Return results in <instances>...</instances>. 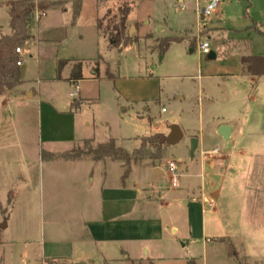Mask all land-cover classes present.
Listing matches in <instances>:
<instances>
[{"label": "rangeland", "instance_id": "374dc122", "mask_svg": "<svg viewBox=\"0 0 264 264\" xmlns=\"http://www.w3.org/2000/svg\"><path fill=\"white\" fill-rule=\"evenodd\" d=\"M49 1L57 5L46 15L36 14L35 42L20 47L19 53L26 80L21 89L35 91V97L0 103V264H23L19 254L25 241H40L44 225L49 230V218L42 213L48 170L38 166L42 147L66 152L79 142L74 147L79 152L89 147L79 139L105 142L115 138L132 153L143 137L179 125L185 134L179 143L165 145L161 153L150 146L145 150L157 168L165 169V175L151 182L150 174L155 173L151 166L148 175L139 168L132 172L138 181L149 176L152 186L172 191L168 164L175 161L183 176L197 171L199 154L192 165L190 135L205 134L213 146L214 131L228 121L232 108L226 98L236 85L248 88V83L229 74L240 70L243 56H264V0H221L206 20L199 17L196 0H183L184 10L178 7L181 0H81L76 20L73 6L77 0ZM127 5L131 7L126 30L129 43L111 47L97 23L102 22L105 33ZM9 20L7 9L0 8V34L8 30ZM169 37L179 41L162 52L160 44ZM203 41H209L216 58L201 53ZM68 59L75 66L82 62V81L65 80L70 65L59 71V63ZM97 67L100 77L95 79ZM76 85L79 97H70ZM46 138L53 140V146L43 142ZM219 147L227 151L233 143ZM250 159L258 165L257 157ZM240 169L218 178L225 187L217 206L227 215L223 220L229 224L238 254H231L225 241L213 238L220 235L215 230L207 233L213 243L203 244L201 204L195 203L191 220L187 221V210L171 216L180 229L177 233L167 222L164 244L172 259L157 264H187L191 259L197 264H264V172L256 167L250 172L243 166ZM196 181L201 184L199 178ZM5 219L7 228L1 226Z\"/></svg>", "mask_w": 264, "mask_h": 264}, {"label": "crops", "instance_id": "0c3cea01", "mask_svg": "<svg viewBox=\"0 0 264 264\" xmlns=\"http://www.w3.org/2000/svg\"><path fill=\"white\" fill-rule=\"evenodd\" d=\"M9 1L0 0V8L7 9L8 13ZM56 5L57 3H54L53 6ZM32 28L31 39L27 44L31 41L35 42ZM99 31L107 39L101 29ZM11 33L9 20L8 30L1 33L0 37ZM63 61L66 62L63 68L67 65L71 67L69 76L65 78L71 81L75 65L70 59ZM23 66L24 63L21 70ZM243 68L241 59L240 70L229 76L237 77L241 83H248L246 85L248 88L236 85L232 96L229 99L226 98V102L230 101L229 105H232V108L227 113L228 121L217 125L213 136V146L209 145L205 134L190 135L198 139V146L194 157L191 158V164H194L198 152L199 162L196 167L199 168L191 174L180 175L178 186H174L171 182L169 190L172 191L152 186L151 182H156L161 175H165V169L157 168L154 165V159L148 156L133 162L131 172L125 178L126 167L122 160L111 158L94 160L91 156L67 159L60 156L70 152L79 142L74 143L73 147L66 152L53 151V147H42L38 156V166L43 168V171L48 170L46 180L48 192L47 197L45 195L43 197L42 213L49 218V230L44 225V233L40 241H25L19 254L22 263L157 264L160 261L172 259L166 252L164 244L165 235H167L165 226L168 222L171 224L172 232L177 233L180 229L176 226L174 217L171 216L178 215L180 212L185 213L187 210V221L191 220L195 216V203L201 204L202 237L200 240L204 245L213 243V240L207 236L211 230L220 234L214 236L215 239H232L233 235L228 232L229 224L223 220V216L227 215L223 210L217 209V206L221 205L225 187L224 181H221L222 176L229 172L235 173L238 167L241 170L240 166H243L244 171L250 172L256 167L260 173L264 172V75L254 76L245 72ZM96 69L93 71L95 79L100 77L99 67ZM82 76L83 78L77 82L84 79L83 68ZM58 78L63 79L61 76ZM23 80L24 83L17 88L15 94L2 96L0 103L24 102L34 98L35 91L21 89L26 83L24 77ZM250 84H252L251 90H249ZM81 99L88 102L86 98ZM222 125H229L232 128L228 139L218 133ZM170 132L171 129L167 128L164 132L158 133H163L167 137ZM184 136L183 132V138ZM47 140L50 139L46 138L43 142L53 146V140ZM86 140H89L93 146L104 143L96 142L94 139H79L80 143ZM115 141L119 147H122L116 139ZM224 142H232L233 147L224 151L222 148L226 144L222 145V148L219 147ZM176 144L168 143V145ZM215 148L219 149V153H207ZM53 154L57 157L53 158ZM252 157H257L258 165L255 166V162L251 161ZM150 166L154 171L159 170L158 173H154V176L150 174L151 182H149V176L147 179L143 178L144 184L141 178L139 181L137 177L133 178L134 168H139L148 175ZM61 170H64L65 174H61ZM196 178L200 179L201 184L197 183ZM218 178H221L220 183ZM13 210H15V204L11 211ZM208 213L211 214L209 218L206 217ZM8 224L9 222L6 223L5 219L1 226L7 228Z\"/></svg>", "mask_w": 264, "mask_h": 264}, {"label": "trees", "instance_id": "16d2710c", "mask_svg": "<svg viewBox=\"0 0 264 264\" xmlns=\"http://www.w3.org/2000/svg\"><path fill=\"white\" fill-rule=\"evenodd\" d=\"M8 4L12 33L3 34L0 37V98L7 94H15L17 88L24 83L21 67L17 65L20 55L16 49L25 46L31 39V28L36 14L38 12L46 14L47 10L54 5V3L49 0H44L40 3H36L35 0H10ZM73 7V18L76 20L82 9L81 0L75 1ZM130 12L131 7L128 5L120 8V19L115 22L113 26L108 25V28L104 31L111 47L120 48L123 42H128L126 30L127 19ZM97 25L99 29H102L103 24L100 20ZM173 41L179 40L175 37H169L163 40L160 44V50L164 52ZM242 62L245 72L254 76L264 75V56H243ZM65 64V61L59 63V71L62 70ZM96 71H98V69H96ZM82 78V63H79L74 67L71 81L77 82ZM141 141V146L135 149L134 152L130 153L124 148L119 147L114 138H110L107 142L99 143L96 146H93L89 140H86L85 144L89 145L86 151L80 150L78 152L77 149L73 148L70 152L60 156L67 159H77L86 155L91 156L94 160H103L107 158L122 160L126 167L124 174V177H126L131 171L132 163L137 162L146 156L145 150H147L149 146L151 148H156V150L161 153L164 146L169 143L167 137L163 133L143 137ZM54 157H57V155L53 154V158ZM153 158H160V155H155ZM219 240L225 241L228 244L231 254H238L230 239L219 238ZM188 264L196 263L191 260Z\"/></svg>", "mask_w": 264, "mask_h": 264}, {"label": "built area", "instance_id": "2783aa9c", "mask_svg": "<svg viewBox=\"0 0 264 264\" xmlns=\"http://www.w3.org/2000/svg\"><path fill=\"white\" fill-rule=\"evenodd\" d=\"M220 2H221V0H196V10H197L198 15L201 18V20H206V19L210 18L211 15L218 8ZM178 7H180L182 10H184L186 8V4L184 3V1H181L178 4ZM199 49H200L201 53L210 54L211 53V48H210L209 41H203L202 43H200ZM16 51L18 53H20L21 52V48L18 47L16 49ZM23 63H24L23 60H18L17 61V65L20 66V67L23 65ZM75 87H76L75 91L70 93V96L73 97V98L78 97V92H79L78 91L79 86L76 85ZM163 111H165V108H163ZM207 153L208 154H217V153H219V149L215 148V149H213L211 151H207ZM168 168H169L170 172L172 173V177H171L172 184L174 186H178L179 180H180V174L178 173L177 163L175 161H171L168 164Z\"/></svg>", "mask_w": 264, "mask_h": 264}, {"label": "water", "instance_id": "95a60500", "mask_svg": "<svg viewBox=\"0 0 264 264\" xmlns=\"http://www.w3.org/2000/svg\"><path fill=\"white\" fill-rule=\"evenodd\" d=\"M209 55L211 58H216V53L214 51H211ZM170 129H171V132L167 136V141L170 144H176L183 138V131L181 127L176 124L172 125ZM231 129L232 128L229 125H222L219 128L218 133L222 135L225 139H228L231 133ZM197 146H198V139L194 137L191 140V149H190L191 158L194 157V153H195ZM157 172H159L158 169L155 171V173Z\"/></svg>", "mask_w": 264, "mask_h": 264}]
</instances>
